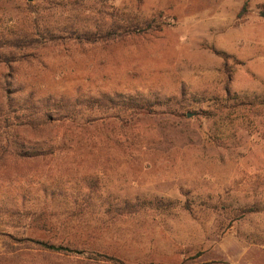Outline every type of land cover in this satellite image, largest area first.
<instances>
[{
	"label": "rangeland",
	"instance_id": "1",
	"mask_svg": "<svg viewBox=\"0 0 264 264\" xmlns=\"http://www.w3.org/2000/svg\"><path fill=\"white\" fill-rule=\"evenodd\" d=\"M8 93L56 153L0 172V264H264V0H0Z\"/></svg>",
	"mask_w": 264,
	"mask_h": 264
},
{
	"label": "trees",
	"instance_id": "2",
	"mask_svg": "<svg viewBox=\"0 0 264 264\" xmlns=\"http://www.w3.org/2000/svg\"><path fill=\"white\" fill-rule=\"evenodd\" d=\"M245 10V5L242 8V11ZM241 11V12H242ZM241 12L239 14H241ZM128 25L125 28H135V25L129 21H127ZM128 33H124V35H128L130 29L127 30ZM122 37V35H121ZM26 39H29L28 36H25ZM15 46V44H14ZM6 86L9 88L11 86V82L9 80L6 81ZM122 98V99H119ZM115 99V100H114ZM114 99L106 98L105 95H102L101 99H94L89 97V101L85 104L86 108H89L90 112L100 111L105 112L109 110H118L119 113H127V112H147L150 113L153 110L155 104L141 101L140 99L134 96H128L124 98V96L117 97ZM78 102V103H77ZM74 102V107L79 105V101ZM84 102V101H82ZM5 109L1 111V114H6L7 118H5L6 124L0 125V139L2 144H0V172H3L6 167H11L13 169L18 170V167L27 169H37V166H42L45 164H49L52 160V157L55 156V148L53 143H48V140L52 137V132H54L53 125H12L11 122L17 115L16 113L19 110H27L29 108L28 100L26 99H15L11 97L10 93L6 96L5 101ZM47 106V104L45 105ZM1 110V109H0ZM11 124V125H10ZM32 138H43L45 143L41 145L36 144L34 139ZM39 142V141H38ZM48 143L49 145H47ZM45 144V146H44ZM119 218L121 215L128 216L134 213L136 209V205H131L125 203V205L118 209ZM117 210V211H118ZM16 211H19L17 209ZM13 212V211H11ZM25 212V211H24ZM38 212V210L31 211L29 210L27 215H34ZM109 214L111 215L112 210L108 209ZM14 213V212H13ZM18 214V212H16ZM108 216V215H107ZM115 218L117 215L112 217L108 216V222L110 224L115 222ZM122 218V217H121ZM40 246H43L47 249L59 251L64 250L62 247H55L54 245H47L45 243L35 242Z\"/></svg>",
	"mask_w": 264,
	"mask_h": 264
},
{
	"label": "water",
	"instance_id": "3",
	"mask_svg": "<svg viewBox=\"0 0 264 264\" xmlns=\"http://www.w3.org/2000/svg\"><path fill=\"white\" fill-rule=\"evenodd\" d=\"M188 117H189V115H188Z\"/></svg>",
	"mask_w": 264,
	"mask_h": 264
}]
</instances>
